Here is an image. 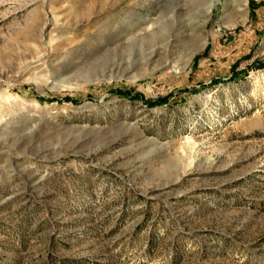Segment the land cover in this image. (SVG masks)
Returning a JSON list of instances; mask_svg holds the SVG:
<instances>
[{"label": "rangeland", "instance_id": "1", "mask_svg": "<svg viewBox=\"0 0 264 264\" xmlns=\"http://www.w3.org/2000/svg\"><path fill=\"white\" fill-rule=\"evenodd\" d=\"M0 264H264V0H0Z\"/></svg>", "mask_w": 264, "mask_h": 264}]
</instances>
